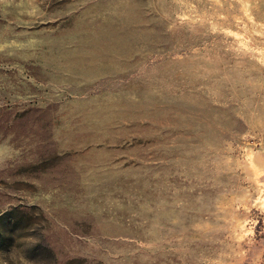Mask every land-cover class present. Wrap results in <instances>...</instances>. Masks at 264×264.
<instances>
[{"label": "rangeland", "instance_id": "1", "mask_svg": "<svg viewBox=\"0 0 264 264\" xmlns=\"http://www.w3.org/2000/svg\"><path fill=\"white\" fill-rule=\"evenodd\" d=\"M0 264H264V0H0Z\"/></svg>", "mask_w": 264, "mask_h": 264}]
</instances>
